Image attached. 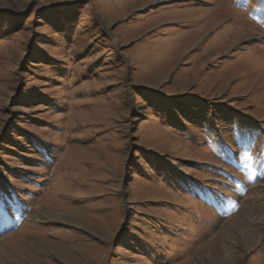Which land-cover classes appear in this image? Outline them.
<instances>
[{
    "label": "rangeland",
    "instance_id": "374dc122",
    "mask_svg": "<svg viewBox=\"0 0 264 264\" xmlns=\"http://www.w3.org/2000/svg\"><path fill=\"white\" fill-rule=\"evenodd\" d=\"M0 205V264H264V0H0Z\"/></svg>",
    "mask_w": 264,
    "mask_h": 264
},
{
    "label": "snow or ice",
    "instance_id": "6c2138e0",
    "mask_svg": "<svg viewBox=\"0 0 264 264\" xmlns=\"http://www.w3.org/2000/svg\"><path fill=\"white\" fill-rule=\"evenodd\" d=\"M242 167H243V165H242ZM5 208H4V206L3 205H0V215H4L5 214Z\"/></svg>",
    "mask_w": 264,
    "mask_h": 264
}]
</instances>
